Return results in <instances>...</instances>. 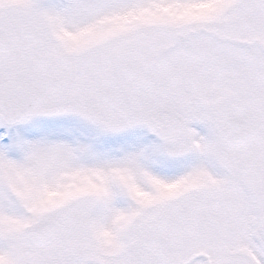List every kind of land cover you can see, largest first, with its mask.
Instances as JSON below:
<instances>
[{"label":"snow or ice","instance_id":"6c2138e0","mask_svg":"<svg viewBox=\"0 0 264 264\" xmlns=\"http://www.w3.org/2000/svg\"><path fill=\"white\" fill-rule=\"evenodd\" d=\"M0 264H264V0H0Z\"/></svg>","mask_w":264,"mask_h":264}]
</instances>
